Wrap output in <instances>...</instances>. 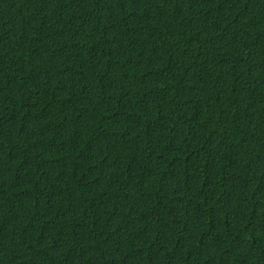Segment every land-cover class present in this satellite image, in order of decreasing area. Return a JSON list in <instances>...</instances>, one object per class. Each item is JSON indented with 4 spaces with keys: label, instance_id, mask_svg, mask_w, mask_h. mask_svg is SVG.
Segmentation results:
<instances>
[{
    "label": "trees",
    "instance_id": "16d2710c",
    "mask_svg": "<svg viewBox=\"0 0 264 264\" xmlns=\"http://www.w3.org/2000/svg\"><path fill=\"white\" fill-rule=\"evenodd\" d=\"M0 264H264V0H0Z\"/></svg>",
    "mask_w": 264,
    "mask_h": 264
}]
</instances>
